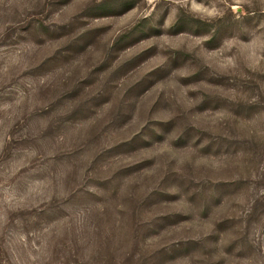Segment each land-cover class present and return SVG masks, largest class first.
Segmentation results:
<instances>
[{"label": "rangeland", "instance_id": "rangeland-1", "mask_svg": "<svg viewBox=\"0 0 264 264\" xmlns=\"http://www.w3.org/2000/svg\"><path fill=\"white\" fill-rule=\"evenodd\" d=\"M0 0V264H264V0Z\"/></svg>", "mask_w": 264, "mask_h": 264}, {"label": "clouds", "instance_id": "clouds-1", "mask_svg": "<svg viewBox=\"0 0 264 264\" xmlns=\"http://www.w3.org/2000/svg\"><path fill=\"white\" fill-rule=\"evenodd\" d=\"M153 2L154 0H148L149 4ZM243 2L244 0H235L233 11H236ZM172 3L179 7L187 8L194 14H199L201 19L214 18L219 14L217 8L214 5L206 6L203 3H197V0H172Z\"/></svg>", "mask_w": 264, "mask_h": 264}]
</instances>
